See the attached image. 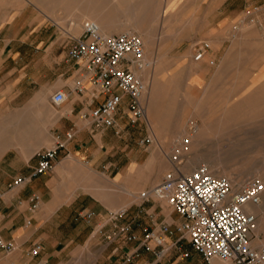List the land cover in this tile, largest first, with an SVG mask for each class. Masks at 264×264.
Here are the masks:
<instances>
[{
	"label": "crops",
	"instance_id": "crops-1",
	"mask_svg": "<svg viewBox=\"0 0 264 264\" xmlns=\"http://www.w3.org/2000/svg\"><path fill=\"white\" fill-rule=\"evenodd\" d=\"M251 1L42 0L8 10L0 24V235L13 247L0 248V264H172L151 251L138 260L144 230L157 232L159 223L175 222L164 215L158 223L161 215L145 211L149 223L140 234L142 211L134 201L140 200L136 192L161 174L150 158L147 167L152 174L143 180L142 144L133 128L139 121L129 118L124 96L115 126L95 128L89 113L102 96L80 77V66L67 52L82 35L83 23L92 22L107 36L141 34L145 52L154 58H176L184 46V54L207 73L218 45L232 38V12L245 16ZM161 42L167 52L158 50ZM200 42L208 48L194 61ZM79 87L84 88L81 93L76 91ZM56 91L66 94L58 105L51 101ZM58 143L62 147L52 171L8 189L14 178L31 174L37 152ZM94 172L112 176L111 186L117 184L118 190H99L105 186ZM32 195L39 197L35 210L30 209ZM117 211L123 215L111 221L110 213ZM126 225L132 240L120 232ZM172 235H163L162 246L149 243L155 250L167 247L169 253L174 245L167 240ZM36 244L41 249L30 256ZM148 257L155 259L148 262Z\"/></svg>",
	"mask_w": 264,
	"mask_h": 264
},
{
	"label": "rangeland",
	"instance_id": "rangeland-1",
	"mask_svg": "<svg viewBox=\"0 0 264 264\" xmlns=\"http://www.w3.org/2000/svg\"><path fill=\"white\" fill-rule=\"evenodd\" d=\"M28 1L34 4L42 2V0H0V24L5 21L8 10L20 7ZM248 7L245 16L241 12H232V38L227 37L226 42L218 45L217 57L208 66L207 73L202 72L203 69L200 63L193 62L192 69L179 66L178 61L187 54H184V46L180 47L181 49L176 58H156L161 65H169L164 79H161L160 84L156 86L157 95L167 93L163 99L162 96L158 97L159 107L156 108V110L159 108V110L164 111L167 124L164 125V128L159 129L157 122H155L158 115L154 114L151 118H148L145 114V118L133 124V128L138 132L142 144L140 157L144 182L149 180L152 174L147 167L150 158H152L153 167L157 168V174L161 175L157 181L148 186L149 188L142 187L138 190L136 192L139 193L138 195L152 189L166 172L179 167L182 172L189 173L202 163L206 164L210 171L217 168V172L214 173L216 176H225L220 168H226V171H232L235 174H242L246 170L247 172L259 170L258 175L249 176V179H260L264 184V0H252ZM162 37L161 33L158 38L161 39ZM209 42L213 47L211 41ZM158 50L167 52L168 48L165 43L161 42L158 45ZM145 55L151 57L152 52L146 51ZM186 100L190 101L192 105L190 106ZM143 101L146 112L148 102L145 97ZM236 102L243 106L252 103L257 105V109L251 114L243 108L238 111H229L223 117L220 112L218 113L213 108L222 105V103L231 106ZM194 104L198 106L193 107ZM205 119H209V122L213 121L214 123L219 119L230 120V122H222L220 128H216L217 124L213 123L212 130L208 132L209 136L201 140L197 139L198 145H187L185 143L187 137L183 133L191 134L196 130V127H200L202 120ZM181 125H183L184 132L180 128ZM181 134L183 135L180 137ZM155 136H158V143L155 142ZM146 139H150V142L147 143ZM152 152L153 156H148ZM193 159H195V162L192 165L191 160ZM94 173L99 176H97V179L103 182L104 185L102 186H105L103 188L99 187V190H118L115 188L118 186L117 184H113L114 188L111 186L112 176L108 177L103 172ZM244 178H248V176ZM107 182H109V187L106 185ZM104 198L107 200L108 196H104ZM134 201L135 204H140L139 208L142 211L139 217L141 236L142 228L148 227L149 223L148 216L144 214L145 211L154 210L155 215H161V218L157 221L158 223L164 215H171L175 221L174 225H171L172 230L184 223V220L172 212L167 204L156 200L154 197L148 201L134 198ZM130 211H133V208ZM263 240L264 233L257 236L254 233L252 244L257 246ZM167 241L174 245L169 253L163 257L169 260L170 263L203 264L201 257L191 248L186 237L180 232L174 230L170 240ZM141 248L138 260H141L145 253H148L143 247ZM182 253H187L188 258L181 259L180 255ZM125 259L124 257L123 261ZM148 259L149 261H146L151 262L155 258L148 257Z\"/></svg>",
	"mask_w": 264,
	"mask_h": 264
},
{
	"label": "built area",
	"instance_id": "built-area-1",
	"mask_svg": "<svg viewBox=\"0 0 264 264\" xmlns=\"http://www.w3.org/2000/svg\"><path fill=\"white\" fill-rule=\"evenodd\" d=\"M83 33L75 38L68 49L67 56L80 66V77L85 78L96 93L102 96L89 117L93 126L99 130L115 126V116L127 97L126 108L129 118L136 122L145 118L144 95L146 83L139 72L148 68L142 39L135 34L124 32L107 36L100 32L92 22H84ZM207 43L199 45L193 60H200ZM83 87L76 88L81 93ZM66 100V94L56 91L51 96L53 104ZM149 143L150 139H146ZM62 144L39 151L36 167L28 176H18L9 184L8 189L18 188L32 178L53 170L58 150ZM166 172L152 189L141 192V199L148 201L153 197L167 204L184 223L175 229L186 237L191 248L201 257L203 264H214L218 260L224 264H264V240L257 246L252 244L256 229V217L245 211L246 206H255L264 198V184L256 178L246 180L238 189L234 182L225 176L213 175L206 164H199L189 173L178 168ZM1 198V193H0ZM30 209L39 205V197L29 199ZM124 211L110 213L109 219L116 221ZM88 216V214H87ZM130 226L120 229L123 236L128 235ZM171 224L161 222L158 230H144L141 247L153 252L157 259L165 256L168 249L155 250L150 241L157 246L163 245V235H171ZM13 247L0 235V248L6 251ZM41 246L36 244L29 251L30 256L39 253ZM136 254V253H135ZM133 255L127 256L129 261ZM181 258H188L182 253ZM134 264H141L136 262Z\"/></svg>",
	"mask_w": 264,
	"mask_h": 264
},
{
	"label": "bare ground",
	"instance_id": "bare-ground-1",
	"mask_svg": "<svg viewBox=\"0 0 264 264\" xmlns=\"http://www.w3.org/2000/svg\"><path fill=\"white\" fill-rule=\"evenodd\" d=\"M96 24V23H94ZM97 25V24H96ZM139 36L145 40L143 38V36L141 34H139ZM142 40V41H143ZM215 44V43H214ZM190 56V54H185L184 57L178 61L179 63V66H183V67H188V68H193V63L190 62V59H188V57ZM145 59L146 61L148 62V68L146 70H143L141 72H139V75L140 77L144 80V82L146 83V86H147V90H146V93L144 95V97L147 99V102H148V109L147 111L145 112L146 113V116H148V118H151L152 115L154 114H157L158 115V118H155V122H157L156 124L158 125V128L159 129H162L164 128V125L167 124L166 121H165V117H164V111H161L159 110V108L156 110L157 106L159 107V104L157 103V100H158V97H161L162 96V99L167 95V93L165 94H161V95H157L156 94V91H157V84H160L159 81L161 79H164V75L165 73L168 71V66H164V65H161V63L159 62V60H156V58L153 57V55L150 57L145 55ZM158 59V58H157ZM177 63V64H178ZM171 64V63H170ZM173 66V65H172ZM195 68V67H194ZM168 76V75H166ZM170 76V75H169ZM172 79V77H171ZM164 89V88H163ZM202 93V92H201ZM202 95V94H201ZM226 95V93H225ZM221 97V96H220ZM224 98V96H222ZM223 98H220V99H223ZM226 98V97H225ZM161 99V100H162ZM187 101V100H186ZM223 101V100H222ZM187 103L191 106L192 104L190 103V101ZM216 104V103H215ZM198 105H195L193 107H196ZM186 107V106H185ZM208 107V106H207ZM212 107V106H211ZM260 107V106H259ZM258 107V108H259ZM214 109H216V111L219 113H221V116H225L229 111H238L240 109H245L246 112H249L250 114L252 112H254L256 109H257V105L255 104H249L248 105H241L240 103H235V104H232L231 106H227V105H217V107H213ZM185 109V108H184ZM191 109V108H190ZM210 109V108H209ZM146 110V108H145ZM194 110V109H193ZM207 112H208V108L206 109ZM259 110V109H258ZM261 110V109H260ZM259 110V111H260ZM182 111V110H181ZM214 111V110H213ZM196 112V111H194ZM197 113V112H196ZM213 113V112H212ZM149 114V115H148ZM249 114V115H250ZM199 116V115H198ZM207 116H208V113H207ZM212 117V116H211ZM240 117V116H239ZM238 118V117H237ZM153 119V117H152ZM236 119V118H234ZM242 119V118H241ZM239 119V120H241ZM234 121V120H233ZM238 121V120H237ZM228 123L230 122V120H222V119H219L216 123H214L213 121H210L209 122V119H205V120H202V124L200 125V127H196V130L194 132H192L191 134H187V133H183L186 137H187V140H185V143L189 146H194V145H198L199 142L197 141V139H204L206 138L208 135V132H210L213 128V123L214 124H217L216 125V128H220V124L221 123ZM155 124V125H156ZM156 125V126H157ZM181 130L184 132V128H183V125H181ZM215 128V127H214ZM218 132V131H217ZM216 132V133H217ZM181 134L180 137L183 135ZM153 135V134H152ZM215 136V134H214ZM211 137V136H210ZM158 136L156 137L155 136V142L158 143V140H157ZM221 160V159H220ZM197 161V160H196ZM195 162V159L191 160V164L193 165ZM210 165V164H209ZM198 166V165H197ZM210 167V166H209ZM216 170L214 171H210L213 175L215 173V171L217 172V168H215ZM222 169V172L223 174L225 175V177L231 179L233 182H236V189H238L241 185H243L246 180L249 179V176L252 177V176H256L258 175V173L260 172L259 170H254L253 172H247L246 171H243L244 173L242 174H235L234 172L232 171H226V168H220ZM180 170V169H179ZM219 171V170H218ZM219 176V175H218ZM245 176H248V178H244ZM260 176V174H259ZM259 178V177H258ZM260 180V179H259ZM139 197L141 198V195H139ZM246 212L248 213H251V214H254L255 217H256V229L254 231V233L256 234V236L260 233H264V198L262 199V202L258 205H255V206H246V209H245ZM255 243V242H254ZM255 245V244H254ZM214 264H224L222 263L221 261H214Z\"/></svg>",
	"mask_w": 264,
	"mask_h": 264
}]
</instances>
